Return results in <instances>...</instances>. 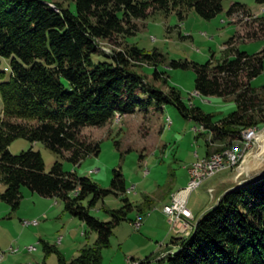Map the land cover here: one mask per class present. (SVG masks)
<instances>
[{
	"label": "trees",
	"instance_id": "obj_1",
	"mask_svg": "<svg viewBox=\"0 0 264 264\" xmlns=\"http://www.w3.org/2000/svg\"><path fill=\"white\" fill-rule=\"evenodd\" d=\"M72 1L73 12L47 0H0V58L9 60L6 80L0 71V182L5 187L0 201L18 208L22 186L40 197L59 199L64 211L97 238L89 254L82 249L71 262L59 257L58 264H100L101 250L109 246L125 214L114 211L113 219L103 222L90 209L108 194L126 192L120 171H113L111 189L104 190L89 178L63 172L58 161L46 173L39 152L13 155L10 144L19 138L39 142L78 166L100 150L82 137L83 128H99L117 115L136 109L148 113L163 105L197 122L212 143L240 140L241 133L264 124V94L251 86L263 70L264 48L248 55L236 48L240 37L231 38L221 60L211 57L193 64L197 95L234 99L235 110L214 123L211 115L186 107L176 91H158L133 71L138 63L155 62L158 53L121 49L120 40L138 31L135 21L155 13L185 8L210 20L221 13L224 0ZM240 11L249 12L232 4L227 15ZM253 37L248 41L258 40ZM102 42L113 48L111 54L102 50ZM94 56L102 60L94 62ZM170 67L186 68L187 63L172 62ZM170 244L178 251L166 257V264H264V178L226 192L197 219L189 237L171 238Z\"/></svg>",
	"mask_w": 264,
	"mask_h": 264
},
{
	"label": "rangeland",
	"instance_id": "obj_2",
	"mask_svg": "<svg viewBox=\"0 0 264 264\" xmlns=\"http://www.w3.org/2000/svg\"><path fill=\"white\" fill-rule=\"evenodd\" d=\"M47 1L52 6L69 7L74 11L72 0ZM232 4L249 12L240 11L229 17L227 12ZM135 23L138 31L120 40L121 49L137 47L143 53L160 55L156 57L158 62L138 63L132 68L149 85L166 94L176 91L186 107H195L211 115L214 123L235 110L233 97L204 98L194 92L193 64H204L211 57L214 61L221 60L225 43L231 38H242L236 41L240 52L259 53L264 48V4H258L257 0H224L221 13L210 20L180 8L167 14L155 13ZM251 35L258 40L249 42ZM101 48L107 54L113 50L104 42ZM99 60L102 58L94 56V62ZM172 62L187 63V67L171 68ZM6 68H9V60L0 58V71ZM8 75L9 72H5V80ZM251 86L264 94V61L261 74L251 81ZM253 132L251 140H243L241 135L240 140L214 142L221 146L217 151L230 149L234 158L240 156V160L236 166L217 173L190 193L186 208L194 215L210 203L208 188L211 183L227 177L224 188L229 190L247 179L248 172H240L243 165H247L249 171L264 167V159H260L264 152L254 158L259 150L255 137L264 134V124L254 128ZM208 134L197 122L183 118L174 106L163 105L160 110H149L148 113L136 109L132 114L117 115L99 128H83L82 137L98 144L100 150L97 156H88L78 166L54 154L42 143H30L22 138L14 140L8 150L13 155L29 149L39 152L46 173L58 161L63 172L89 178L104 190L111 189L113 171H120L126 192L108 194L90 209V214L103 222L111 221L114 211L125 214L114 228L109 246L101 250L100 264H166V257L173 251L166 245L175 236L170 232L161 201L170 204L172 198L179 197L180 191L172 194L187 186L190 179L187 170L204 158ZM214 155L211 154L208 160ZM4 189L0 182V192ZM20 193L21 200L16 209L0 201V264H58L59 257L71 262L82 249L90 253L97 235L67 215L59 199L40 197L24 186ZM90 199L88 197L84 205ZM137 220H141V226L135 227ZM33 222L36 224L32 226ZM194 222L193 218L191 224L195 226ZM29 247L35 250L28 252Z\"/></svg>",
	"mask_w": 264,
	"mask_h": 264
},
{
	"label": "built area",
	"instance_id": "obj_3",
	"mask_svg": "<svg viewBox=\"0 0 264 264\" xmlns=\"http://www.w3.org/2000/svg\"><path fill=\"white\" fill-rule=\"evenodd\" d=\"M243 140H251L254 133L243 134L241 133ZM212 154L221 155V163L215 165H208V158L211 154L193 164L189 169V182L187 186L180 191L186 192V198L183 201H179L178 198L175 199L174 204L166 211L165 216L169 223L170 232L174 234L175 237L185 238V232L193 227L191 224L193 216L190 211L186 208V201L188 196L192 191L200 187L205 181L209 180L217 173L226 170L230 167V159L228 155V149L221 150ZM240 160V156H239ZM211 192V190H210ZM28 226V225H25ZM33 226V225H32ZM141 226V220H137L135 227ZM34 247L27 248L28 252L34 251ZM138 264V263H136Z\"/></svg>",
	"mask_w": 264,
	"mask_h": 264
},
{
	"label": "crops",
	"instance_id": "obj_4",
	"mask_svg": "<svg viewBox=\"0 0 264 264\" xmlns=\"http://www.w3.org/2000/svg\"><path fill=\"white\" fill-rule=\"evenodd\" d=\"M208 137H209V142L207 143V149H206V153H205V157L209 156L210 154L212 153H215L217 152L218 150V147H221L219 145H217L216 143H212L211 142V135L208 134ZM222 143V142H221ZM187 173L189 174L188 170H187ZM214 177V176H213ZM227 177H224V178H221L220 180H218L217 182H213L211 183V186L208 188V192H210V197H211V200H210V203L207 204L206 206L202 207L201 209H199L196 214L194 215L193 212H191L190 210V213L191 215L193 216L194 218V224L196 223L197 219L204 213L206 212L207 210H209L210 208H212L216 203L217 201L220 199V197L227 191L226 188H224L226 186V183H227ZM184 188V187H183ZM183 188L179 189L176 193L172 194V196L176 195L179 191H181ZM171 196V197H172ZM170 201V200H169ZM163 204H162V207L166 206V205H169V203H165L164 200L161 201ZM171 202V201H170ZM187 202H188V198H187V201H186V205H187ZM142 212V210H140ZM68 215V214H67ZM137 215H140L138 214L137 212ZM174 238H178V237H174ZM174 245L170 244H167L166 247H168V250L169 248H173ZM162 252V251H161Z\"/></svg>",
	"mask_w": 264,
	"mask_h": 264
},
{
	"label": "bare ground",
	"instance_id": "obj_5",
	"mask_svg": "<svg viewBox=\"0 0 264 264\" xmlns=\"http://www.w3.org/2000/svg\"><path fill=\"white\" fill-rule=\"evenodd\" d=\"M255 131V130H254ZM252 133H254L253 132V130H248V131H245V132H243V134H252ZM255 139H256V141L258 142V146H259V150H257L255 153H257V155H254V158H256V157H259L260 156V154L261 153H263L264 152V134H260V135H257L256 137H255ZM228 155H229V159H230V166H236V164L238 163V161H239V156L238 157H236V158H234V156H233V152L231 151V150H228ZM221 163V155L220 154H218V155H214V156H212V158L211 159H209L208 160V165H215V164H220ZM248 169V166L247 165H243L242 167H241V170H240V172L242 173V172H245L246 170ZM239 175H240V173H239ZM185 198H186V192H181L180 194H179V197H178V199H179V201H183V200H185ZM176 199V198H175ZM175 199H171V202H170V204L169 205H166L165 207H164V209H163V211H164V213H166V211H168V209L174 204V202H175ZM28 223H26V225H27ZM32 225H35L36 224V222H33V223H31ZM194 226V225H193ZM194 228V227H193ZM192 229V228H191ZM191 229H188V231L187 232H185V237L187 236H189V232L191 231Z\"/></svg>",
	"mask_w": 264,
	"mask_h": 264
},
{
	"label": "water",
	"instance_id": "obj_6",
	"mask_svg": "<svg viewBox=\"0 0 264 264\" xmlns=\"http://www.w3.org/2000/svg\"><path fill=\"white\" fill-rule=\"evenodd\" d=\"M260 159H261V161H263L264 155L261 156ZM246 172H248L247 173L248 174L247 179L244 181H241L236 187H233V188L227 190L226 192L240 188L241 186H243L244 184H247V183H255V182L264 178V167L259 168V169H255L254 171L253 170L249 171V169H247ZM177 251H178V248L173 249L172 254L176 253Z\"/></svg>",
	"mask_w": 264,
	"mask_h": 264
}]
</instances>
